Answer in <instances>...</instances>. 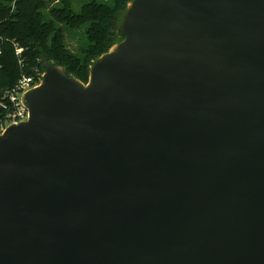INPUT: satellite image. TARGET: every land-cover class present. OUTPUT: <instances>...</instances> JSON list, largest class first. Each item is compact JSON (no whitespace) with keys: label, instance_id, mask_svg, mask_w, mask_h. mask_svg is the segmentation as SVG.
Wrapping results in <instances>:
<instances>
[{"label":"water","instance_id":"95a60500","mask_svg":"<svg viewBox=\"0 0 264 264\" xmlns=\"http://www.w3.org/2000/svg\"><path fill=\"white\" fill-rule=\"evenodd\" d=\"M120 31L0 134V264H264V0H133Z\"/></svg>","mask_w":264,"mask_h":264},{"label":"trees","instance_id":"16d2710c","mask_svg":"<svg viewBox=\"0 0 264 264\" xmlns=\"http://www.w3.org/2000/svg\"><path fill=\"white\" fill-rule=\"evenodd\" d=\"M132 1L0 0V93L23 76L40 84L45 60L87 84L94 63L123 41L120 28ZM6 114L0 107V119Z\"/></svg>","mask_w":264,"mask_h":264},{"label":"built area","instance_id":"2783aa9c","mask_svg":"<svg viewBox=\"0 0 264 264\" xmlns=\"http://www.w3.org/2000/svg\"><path fill=\"white\" fill-rule=\"evenodd\" d=\"M17 54H21L22 49L17 48ZM33 77L23 76L17 85L7 92H3V100L0 107L7 111L4 119H0V134H3L10 126L19 125L29 118V110L23 103V96L32 88L39 86Z\"/></svg>","mask_w":264,"mask_h":264},{"label":"rangeland","instance_id":"374dc122","mask_svg":"<svg viewBox=\"0 0 264 264\" xmlns=\"http://www.w3.org/2000/svg\"><path fill=\"white\" fill-rule=\"evenodd\" d=\"M75 8L78 9L77 6H75ZM82 43H83V44H86V43H87V40L85 39V37L83 38ZM77 44H78V43H77L76 41H71V43H70V46H71V48H72L74 51H76L77 48H78V45H77Z\"/></svg>","mask_w":264,"mask_h":264}]
</instances>
